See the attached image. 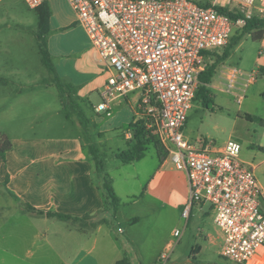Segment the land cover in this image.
I'll list each match as a JSON object with an SVG mask.
<instances>
[{
    "label": "crops",
    "instance_id": "crops-1",
    "mask_svg": "<svg viewBox=\"0 0 264 264\" xmlns=\"http://www.w3.org/2000/svg\"><path fill=\"white\" fill-rule=\"evenodd\" d=\"M46 4L50 10L46 34L49 35V46L46 48L52 61L54 59L56 73L76 87L77 96L81 101L85 100L84 105L95 109L92 99L101 98L109 71L101 64L99 53L85 27L78 21L77 14L57 15L60 0H49ZM255 11L258 12L257 7ZM53 30H58L55 36L51 34ZM247 35L253 39L252 33ZM57 36H61L60 42L54 41ZM253 40L258 46L255 64L253 68L243 70L254 72L256 79L250 85L246 98L264 99V79L258 77L264 75V30L259 38ZM2 80L0 71V82ZM214 88L225 93L219 80ZM61 110L66 120H72L80 130L77 139L67 134L62 138L46 139L5 132L13 147L5 155H0V264H117L123 259L128 261L127 264H158L159 257L171 243L177 242L172 248L174 251L182 243L183 230L179 238L174 232L177 225L183 228L187 225L183 211L189 204L190 184L187 172L175 166L170 152H148L141 160L130 163L116 157L118 150H113V143L121 136L128 144L133 139L131 125L140 117L138 94L131 93L117 99L107 113V122L99 128L95 125L96 132L91 131L93 136L97 133L99 142L110 149L108 151L104 147L105 151L101 152L105 156L114 154L105 159V163L120 198L117 211H103L106 195L95 178L96 164L88 140L91 134ZM4 111L0 104V121L7 114ZM7 112L9 115L10 110ZM183 131L196 147L206 148L207 141L195 138V131L186 126ZM114 169L120 171L122 185L126 183L129 187L134 183L137 188L123 193L119 191ZM25 204L73 216L94 215L96 220L112 217L113 225L116 226L115 222L119 224L117 232L123 234L126 244L115 240L114 227L109 221L94 229H80L69 222L31 213L25 209ZM203 206L198 207L200 212H203ZM211 216L214 222L213 212ZM170 222L174 223V228L166 236ZM201 238L202 243L198 241L196 232L189 244L195 258L206 254L215 259L214 264H239L222 255L223 233L215 236L207 228ZM132 249L134 257L130 253ZM216 253L221 259L214 257ZM261 259H264V251L258 252L250 264H258ZM187 264H192L191 259Z\"/></svg>",
    "mask_w": 264,
    "mask_h": 264
},
{
    "label": "built area",
    "instance_id": "built-area-1",
    "mask_svg": "<svg viewBox=\"0 0 264 264\" xmlns=\"http://www.w3.org/2000/svg\"><path fill=\"white\" fill-rule=\"evenodd\" d=\"M48 1L25 0L33 9ZM69 2L109 71L95 110L109 113L117 99L137 93L139 118L164 138L173 163L188 174L190 200L183 216L188 219L195 204H211L225 238L222 255L250 264L264 245V189L254 167L241 159L239 141L228 139L219 147L207 142L206 148H198L183 130L207 61L229 44L235 29L263 16L264 7L257 13V0ZM218 77L222 90L242 104L256 74L223 64ZM174 235L179 238L181 230ZM176 243L161 254L159 264H166Z\"/></svg>",
    "mask_w": 264,
    "mask_h": 264
},
{
    "label": "rangeland",
    "instance_id": "rangeland-1",
    "mask_svg": "<svg viewBox=\"0 0 264 264\" xmlns=\"http://www.w3.org/2000/svg\"><path fill=\"white\" fill-rule=\"evenodd\" d=\"M196 1L203 4L206 0ZM257 4V8L264 7V0H257ZM56 14L76 15V12L68 0H60V9L56 10ZM257 17L261 18L264 15L257 14ZM242 29L243 27L235 29L233 35L241 34ZM57 32L58 30H53L51 34L55 36ZM251 33L254 34V32ZM38 35L37 10L30 8L25 0H0V71L3 75V80L0 82V98H2L0 104L5 109L4 113H7L0 121V137L6 134L7 130L9 134L19 136L35 135L47 139L62 138L67 134L70 138L77 139L80 130L72 120H66L61 110L69 113L80 124L76 111L77 103L81 104L85 111L88 126V130L85 132L88 134H91V131L96 132L95 125L99 128L107 122V113H97L91 105H84L83 102L75 99V95L70 90L66 94L67 106H62L58 83L43 58L42 48L49 46V35H45L42 41H39ZM60 39L61 36H57L54 41L60 42ZM228 45L218 49V53H213L207 61L208 67L216 63L219 56L227 50ZM257 50L256 41L245 34L231 48L229 56L219 62L218 68L226 63L241 69L253 68ZM258 77L260 80L264 79V75ZM218 80V76L213 78L207 92L209 94L207 100L202 94L194 99L186 128L195 131V138L203 139L217 147L225 144L228 139L239 141L242 146L241 159L254 167V173L264 189V127L258 120L250 121L246 117L247 114H253L257 118L264 119V99H255L250 96L242 104H239L231 94L222 93L214 88ZM63 87L66 89V86ZM92 100L96 106L102 101V98H93ZM8 110H10L9 115ZM88 140L89 144L97 146L100 151L104 152V147L106 150H110L102 142H99L97 133L94 136L89 135ZM117 142L113 143L114 151L128 148L129 144L123 136ZM155 151L163 154L169 152L167 142L159 135L153 137L152 142L147 146V153ZM111 156L114 154L107 153L105 159ZM113 174L117 178V188L122 193L137 188L134 183H131L129 187L126 183L122 185L120 171L117 169L113 170ZM261 200L264 204V197H261ZM202 206V204H195L192 207L190 218H185L187 220L185 228L182 225H177L178 229L183 230L180 237L182 243L176 246L175 251L172 250L166 264H187L188 259H191L192 264H214L215 259L206 254L195 258L189 245L196 232L198 241L202 243L201 235L207 228L215 236L222 234L221 229L213 222L212 205L204 204L203 212H200L198 207ZM107 221L110 226L113 225L112 217ZM115 225H113L115 240L121 242L122 245L126 244V238L117 232L119 224L115 222ZM113 227H111L112 231ZM172 228H174V223L170 222L166 229V236H169ZM218 248L220 249V247ZM130 251L131 256L134 257L133 249ZM262 251H264V245L258 249L259 253ZM214 257L221 259L218 253L214 254ZM263 261L264 259H261L258 264Z\"/></svg>",
    "mask_w": 264,
    "mask_h": 264
},
{
    "label": "trees",
    "instance_id": "trees-1",
    "mask_svg": "<svg viewBox=\"0 0 264 264\" xmlns=\"http://www.w3.org/2000/svg\"><path fill=\"white\" fill-rule=\"evenodd\" d=\"M219 10L229 13L231 17L236 18L239 15L236 12L229 11L226 8H219ZM39 21V41H42V38L45 37L47 32L49 31V23H50V10L47 7V4L42 5L41 7L37 8ZM264 30V17H254L253 19L249 20L246 25L243 26L242 32L239 35H233L231 38L227 50L224 52L223 55L219 56L216 63L211 65L210 67H207L200 75V86L196 92L197 98L199 95H203L205 97V100L209 97V94L207 92L209 91V85L212 83L213 78L218 73V65L219 62L223 59L227 58L230 54L231 48L237 44L242 37L245 34L254 32L252 34L253 39H257L260 37L262 31ZM257 32V33H256ZM43 51V58L45 64L50 69L51 73L54 75L57 83L58 88L61 92V102L63 106H67V100H66V94L67 91L70 90L75 95V99L77 98L80 102H84V100L81 101V99L77 96V89L76 87L71 84L67 83L64 80H62L59 75L56 73L55 66L53 64V61L51 59L50 53L47 50L46 47L42 48ZM63 86H66V89H64ZM77 114L79 116V121L81 125L83 126L84 130H88L87 126V119L85 117V111L83 110L82 105L77 103ZM71 107V106H70ZM67 117H70V114L67 113ZM247 119L250 121H256L258 120L260 123L264 124L263 118H257L253 115L247 114ZM131 128L133 130V139L130 141L129 147L127 149H121L115 152V155L117 158L121 159L125 163H130L133 161H138L144 158L147 155V146L152 142L153 137L156 135L152 133L147 127L145 126V122L142 118H137L135 122L131 125ZM102 135H100L101 137ZM13 147V143L11 139L6 135H2L0 137V155H5L7 151L11 150ZM90 151L93 156V159L96 164L95 169V178L99 181V184L101 185V188L104 189L105 195H106V206L103 211L112 210L117 211L118 206L120 204V198L117 195L115 188L113 186L112 178L109 175L106 163H105V154L101 153L100 149L97 146H94L93 144L90 145ZM25 209L31 213H35L40 216H48L51 218H55L57 220L69 222L75 226H77L80 229L85 228H96L99 224L107 222L106 218H101L96 220V216L94 215H84V216H73L65 213L60 212H53V211H44L40 209H36L30 204H25ZM127 260L123 259L119 261L117 264H127Z\"/></svg>",
    "mask_w": 264,
    "mask_h": 264
}]
</instances>
